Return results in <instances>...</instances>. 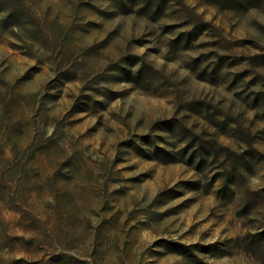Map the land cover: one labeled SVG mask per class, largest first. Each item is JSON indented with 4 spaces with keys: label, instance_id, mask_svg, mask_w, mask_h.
Listing matches in <instances>:
<instances>
[{
    "label": "rangeland",
    "instance_id": "rangeland-1",
    "mask_svg": "<svg viewBox=\"0 0 264 264\" xmlns=\"http://www.w3.org/2000/svg\"><path fill=\"white\" fill-rule=\"evenodd\" d=\"M0 264H264V0H0Z\"/></svg>",
    "mask_w": 264,
    "mask_h": 264
},
{
    "label": "trees",
    "instance_id": "trees-1",
    "mask_svg": "<svg viewBox=\"0 0 264 264\" xmlns=\"http://www.w3.org/2000/svg\"><path fill=\"white\" fill-rule=\"evenodd\" d=\"M212 246H215V245H212Z\"/></svg>",
    "mask_w": 264,
    "mask_h": 264
}]
</instances>
